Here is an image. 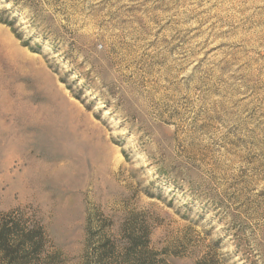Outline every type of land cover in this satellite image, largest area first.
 <instances>
[{"label":"rangeland","instance_id":"1","mask_svg":"<svg viewBox=\"0 0 264 264\" xmlns=\"http://www.w3.org/2000/svg\"><path fill=\"white\" fill-rule=\"evenodd\" d=\"M1 224L20 264H264V0H0Z\"/></svg>","mask_w":264,"mask_h":264},{"label":"trees","instance_id":"2","mask_svg":"<svg viewBox=\"0 0 264 264\" xmlns=\"http://www.w3.org/2000/svg\"><path fill=\"white\" fill-rule=\"evenodd\" d=\"M17 224L0 225V256L2 264H20L16 259L25 256L31 249L38 250L36 233L31 230L22 231Z\"/></svg>","mask_w":264,"mask_h":264}]
</instances>
